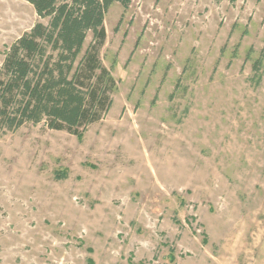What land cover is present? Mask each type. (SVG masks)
<instances>
[{"label": "rangeland", "instance_id": "obj_1", "mask_svg": "<svg viewBox=\"0 0 264 264\" xmlns=\"http://www.w3.org/2000/svg\"><path fill=\"white\" fill-rule=\"evenodd\" d=\"M37 23L0 0V66ZM105 29V118L0 139V264H264V0H132Z\"/></svg>", "mask_w": 264, "mask_h": 264}, {"label": "trees", "instance_id": "obj_2", "mask_svg": "<svg viewBox=\"0 0 264 264\" xmlns=\"http://www.w3.org/2000/svg\"><path fill=\"white\" fill-rule=\"evenodd\" d=\"M21 1L47 23L18 39L0 66V139L27 124L82 138L109 113L118 86L100 56L106 15L132 0ZM263 62H255L256 72Z\"/></svg>", "mask_w": 264, "mask_h": 264}]
</instances>
